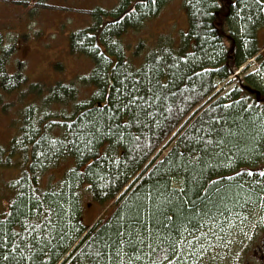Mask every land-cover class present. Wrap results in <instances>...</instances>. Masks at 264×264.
<instances>
[{
  "label": "trees",
  "instance_id": "16d2710c",
  "mask_svg": "<svg viewBox=\"0 0 264 264\" xmlns=\"http://www.w3.org/2000/svg\"><path fill=\"white\" fill-rule=\"evenodd\" d=\"M170 1L88 10L91 24L69 40L71 54L93 60L78 79L94 89L87 100L76 81L28 84L23 63L10 74L0 56L1 110L5 94L36 100L0 145V169L17 167L5 185L0 264H214L264 207V184H254L264 166V0H182L178 45L159 39L131 64L121 37ZM252 58L257 72L228 80ZM65 161L58 186L43 189L42 174ZM84 187L109 208L89 226Z\"/></svg>",
  "mask_w": 264,
  "mask_h": 264
},
{
  "label": "rangeland",
  "instance_id": "374dc122",
  "mask_svg": "<svg viewBox=\"0 0 264 264\" xmlns=\"http://www.w3.org/2000/svg\"><path fill=\"white\" fill-rule=\"evenodd\" d=\"M117 2L118 0H0V56L6 57L5 71L13 73L18 62H21L28 84L40 83L47 87L58 80L76 81L78 99H89L94 91L93 87L79 83L78 79L90 73L93 60L89 56L69 52L70 33L91 24L89 9H111ZM186 27L182 0H171L141 30H129L121 37L120 41L125 46L124 55L131 64L137 66L154 49L159 39L168 40L176 47ZM258 42L264 50V28L258 30ZM140 43L144 45L143 48L134 54ZM98 46L111 64H114L115 53L100 44ZM256 65L254 62L249 63L246 72H255ZM243 72L241 70L239 78L243 76ZM222 86L225 87L224 90H228L233 83L231 86L220 83L219 87ZM34 102L36 100L31 95L18 100L15 94H5L6 111L0 108V145L7 143L15 133L16 120L23 107ZM70 109L71 107H67V111ZM15 159L21 161L19 158ZM69 165L71 162L65 161L50 166L42 174L41 187L56 188ZM15 168L17 167L0 169V215L6 210L10 195L5 185L16 176ZM261 173L263 178L254 184H264V166ZM81 194L82 221L89 226L109 208L93 202L85 187L81 189ZM242 226L225 239V248L219 252L214 264H259L261 260L256 257L263 256L264 253L260 254L256 247H263L264 244V207L254 211Z\"/></svg>",
  "mask_w": 264,
  "mask_h": 264
},
{
  "label": "flooded vegetation",
  "instance_id": "af4514ba",
  "mask_svg": "<svg viewBox=\"0 0 264 264\" xmlns=\"http://www.w3.org/2000/svg\"><path fill=\"white\" fill-rule=\"evenodd\" d=\"M257 250L258 251H260V254H262L263 255V253H264V244H263V247H260V245H258L257 247ZM261 256V255H260ZM258 256V257H256V258H259L261 261L259 262V264H264V255L263 256Z\"/></svg>",
  "mask_w": 264,
  "mask_h": 264
},
{
  "label": "bare ground",
  "instance_id": "6f19581e",
  "mask_svg": "<svg viewBox=\"0 0 264 264\" xmlns=\"http://www.w3.org/2000/svg\"><path fill=\"white\" fill-rule=\"evenodd\" d=\"M228 80H229V78H228ZM163 151H164V150H163ZM163 151H162V152H163ZM155 154H156V153H155ZM160 155H161V154H160ZM152 158H153V157H152Z\"/></svg>",
  "mask_w": 264,
  "mask_h": 264
}]
</instances>
